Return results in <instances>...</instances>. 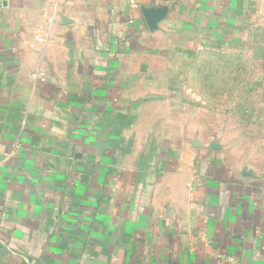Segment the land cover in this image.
Returning <instances> with one entry per match:
<instances>
[{
	"label": "crops",
	"instance_id": "crops-1",
	"mask_svg": "<svg viewBox=\"0 0 264 264\" xmlns=\"http://www.w3.org/2000/svg\"><path fill=\"white\" fill-rule=\"evenodd\" d=\"M0 264H264V0H0Z\"/></svg>",
	"mask_w": 264,
	"mask_h": 264
}]
</instances>
